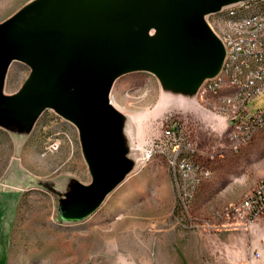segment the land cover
<instances>
[{"label":"rangeland","instance_id":"1","mask_svg":"<svg viewBox=\"0 0 264 264\" xmlns=\"http://www.w3.org/2000/svg\"><path fill=\"white\" fill-rule=\"evenodd\" d=\"M34 1L0 0V24ZM3 61L0 264L225 262L219 235L239 219L225 217L224 209L254 193L264 178V128L235 149L229 119L199 106L196 95L165 89L155 72H130L112 85L117 135L94 173L77 126L54 108L40 113L29 98L23 85L31 67L13 58L5 69ZM248 108H264V93ZM169 126L204 151L197 161L212 171L196 180L189 214L175 208L172 153H163L159 141ZM122 166L123 178L107 192ZM101 197L95 210L78 215Z\"/></svg>","mask_w":264,"mask_h":264},{"label":"water","instance_id":"2","mask_svg":"<svg viewBox=\"0 0 264 264\" xmlns=\"http://www.w3.org/2000/svg\"><path fill=\"white\" fill-rule=\"evenodd\" d=\"M236 1L35 0L0 24V57L5 69L13 58L31 67L23 85L29 98L40 113L54 108L77 126L95 173L117 135L120 113L110 98L115 80L151 71L165 89L195 96L225 57L205 17ZM102 199L78 215L89 214Z\"/></svg>","mask_w":264,"mask_h":264},{"label":"built area","instance_id":"3","mask_svg":"<svg viewBox=\"0 0 264 264\" xmlns=\"http://www.w3.org/2000/svg\"><path fill=\"white\" fill-rule=\"evenodd\" d=\"M262 1L238 0L211 14H217L219 21V14L227 9L257 6ZM206 21L210 26V14L206 16ZM212 31L225 49L223 73L203 82L196 93L197 103L233 122L230 139L237 149L249 141L251 134L264 128V108L254 113L248 108L252 99L264 93V15L247 23L225 24L224 32ZM159 141L163 153H172L171 166L178 189L175 208L177 212L189 214L196 180L199 176L209 177L212 174L197 161L198 155L205 153L198 151L194 143L183 137L174 126L167 127ZM153 152L151 145L148 156ZM223 215L236 217L246 227L264 224V178L254 193L241 202L229 204ZM262 243L264 246V238Z\"/></svg>","mask_w":264,"mask_h":264},{"label":"crops","instance_id":"4","mask_svg":"<svg viewBox=\"0 0 264 264\" xmlns=\"http://www.w3.org/2000/svg\"><path fill=\"white\" fill-rule=\"evenodd\" d=\"M219 236L225 246L223 264H264V224L246 227L240 221L230 220Z\"/></svg>","mask_w":264,"mask_h":264},{"label":"bare ground","instance_id":"5","mask_svg":"<svg viewBox=\"0 0 264 264\" xmlns=\"http://www.w3.org/2000/svg\"><path fill=\"white\" fill-rule=\"evenodd\" d=\"M263 15H264V1L260 2V5L257 6H245L242 8L227 9L223 11L221 14H219V21L217 14H213L212 23H210V28L216 29V32H224L225 24L247 23L259 19ZM222 73H223V66L217 75H222ZM111 103L113 104L112 99H111Z\"/></svg>","mask_w":264,"mask_h":264}]
</instances>
